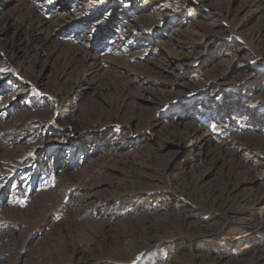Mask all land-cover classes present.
Instances as JSON below:
<instances>
[{
	"label": "rangeland",
	"instance_id": "1",
	"mask_svg": "<svg viewBox=\"0 0 264 264\" xmlns=\"http://www.w3.org/2000/svg\"><path fill=\"white\" fill-rule=\"evenodd\" d=\"M263 137L264 0H0V264L256 257L264 210L237 239L198 195L261 194ZM167 211L200 231L123 261L114 236Z\"/></svg>",
	"mask_w": 264,
	"mask_h": 264
},
{
	"label": "bare ground",
	"instance_id": "2",
	"mask_svg": "<svg viewBox=\"0 0 264 264\" xmlns=\"http://www.w3.org/2000/svg\"><path fill=\"white\" fill-rule=\"evenodd\" d=\"M260 108H263L261 106ZM192 134V133H191ZM264 139V137H263ZM246 141V139L244 140ZM191 142L198 143V140L193 138ZM264 142V141H262ZM254 145L262 143L260 141H255ZM212 169V167L207 168L206 171ZM143 177V175H140ZM141 177V178H142ZM137 181L138 184H144L146 179H141ZM255 181L254 178H248L243 182H230L227 180L225 192L223 195H198L199 199H202L204 202L209 204L218 205L219 209L222 210V216L224 219H231L232 223L235 225L234 227L237 229L235 235L237 239H242L246 236L248 230L254 229L252 219V214L260 213V209L264 210L263 207H259L261 203L264 201V191L260 194L253 196L252 198H248L247 200H242L244 205H237L238 196L236 192L240 189L243 184L253 183ZM101 180L95 182V185L100 184ZM147 204V203H146ZM153 210L164 208V203L160 201H156L152 205ZM172 213L167 211L164 213V216L158 217L154 220H149L147 218V214H144L142 217H139L136 221V225L138 226L137 230H133V228L129 229L124 228L120 233L116 234L112 239L113 243H116V249L118 251L119 257L124 261L129 258H132L135 254H145L150 251L152 248L151 241L154 238L159 237L161 234H169L174 235L176 238L182 237L184 232L186 231H200L201 223L195 217V214L182 211L179 215L175 217H171ZM262 226H264V221L262 222ZM254 231V230H253ZM252 231V232H253ZM107 238H104L101 243V249L105 247V243ZM10 242V241H9ZM5 243V242H3ZM2 249V248H1ZM100 249V251H101ZM181 250V249H179ZM2 252V251H1ZM257 256L247 259L238 264H264V246L257 250ZM183 254L182 252H178V255ZM178 255L175 256V259H178ZM205 257H200V261H202ZM207 264H220L221 257L218 258H209L206 260ZM85 264H90V262H86ZM171 264H175V262H171ZM232 264H236L233 262Z\"/></svg>",
	"mask_w": 264,
	"mask_h": 264
}]
</instances>
